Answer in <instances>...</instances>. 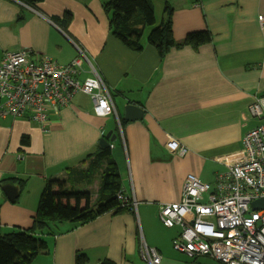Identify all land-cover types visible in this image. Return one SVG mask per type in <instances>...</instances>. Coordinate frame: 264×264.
Listing matches in <instances>:
<instances>
[{
  "label": "crops",
  "instance_id": "crops-1",
  "mask_svg": "<svg viewBox=\"0 0 264 264\" xmlns=\"http://www.w3.org/2000/svg\"><path fill=\"white\" fill-rule=\"evenodd\" d=\"M104 1L41 0L30 9L0 0V63L7 52L31 50L68 66L81 48L111 90L119 119L130 103L144 110L141 121H128L122 129L115 116H97L91 97L77 93L45 127L0 119V233L30 229L47 182L86 169L88 156L112 132L111 157L121 191L136 203L133 210L59 226L49 250L32 264H76L77 253L86 255L87 264H149L140 254L144 243L158 252L160 264H221L177 252L173 242L182 230L167 228L159 213L162 205L182 199L189 174L214 188L243 158L245 136L261 124L249 107L264 96V25L259 22L264 0H152L158 24L167 4L173 8L177 44L196 32L212 38L196 48H174L165 58L148 44V35L140 53L113 36ZM157 1L164 3L161 21ZM66 12L72 19L60 27L55 19ZM82 69L81 82L91 76L87 62ZM12 179L26 182L21 192L18 183H7L18 190L14 201L3 190L6 184L1 186ZM100 186L101 173L91 185H74L90 194L92 206Z\"/></svg>",
  "mask_w": 264,
  "mask_h": 264
},
{
  "label": "built area",
  "instance_id": "built-area-1",
  "mask_svg": "<svg viewBox=\"0 0 264 264\" xmlns=\"http://www.w3.org/2000/svg\"><path fill=\"white\" fill-rule=\"evenodd\" d=\"M259 22L264 25V15ZM78 51L79 57L68 66L31 50L5 53L0 63V119H25L45 127L51 115L59 116L77 93H83L91 97L97 116L113 115L121 126L111 90L85 52ZM84 62L90 65L91 76L81 82ZM249 114L261 124L243 139V158L218 177L214 188L189 174L182 199L160 208L162 223L182 230L174 249L189 258L264 264V202L253 206L264 199V96L255 99ZM117 197L123 206L136 205L122 191ZM140 254L149 264L161 263L158 252L145 243Z\"/></svg>",
  "mask_w": 264,
  "mask_h": 264
},
{
  "label": "trees",
  "instance_id": "trees-1",
  "mask_svg": "<svg viewBox=\"0 0 264 264\" xmlns=\"http://www.w3.org/2000/svg\"><path fill=\"white\" fill-rule=\"evenodd\" d=\"M17 1L33 6L41 0ZM103 8L110 16L112 35L128 49L138 53L144 50L147 30V42L158 50L161 58H165L174 48L185 45L196 48L212 40L211 34L204 31L189 34L183 44H177L173 36V8L169 4L164 11L165 18L160 24L157 23L152 0H105ZM71 19L72 14L66 12L63 19L56 18L55 22L60 27H66ZM120 124L123 129L128 121L120 118ZM111 152V144L107 148L100 147L96 154L88 156L90 164L86 169H72L66 179L47 182L40 197L33 226L28 230L0 233V264H32L38 255L49 250L50 239L55 236L54 230L65 223L84 225L107 213L120 214L133 210L131 205L123 206L118 200L122 181ZM98 173H101L99 200L92 206L90 194L75 190L74 185H91ZM9 181L18 183L20 192L25 189V181L14 179L2 180V188ZM82 203L85 205L82 206ZM88 261L86 255L77 253L76 264H87ZM103 264L111 263L105 261Z\"/></svg>",
  "mask_w": 264,
  "mask_h": 264
},
{
  "label": "water",
  "instance_id": "water-1",
  "mask_svg": "<svg viewBox=\"0 0 264 264\" xmlns=\"http://www.w3.org/2000/svg\"><path fill=\"white\" fill-rule=\"evenodd\" d=\"M144 117V110L142 107L136 105V104H128L125 107V117L124 119L129 121V122H134V121H141ZM112 132H110L105 138H103L100 141V147L101 148H107L110 146L111 142H113L115 140L116 137L111 138ZM5 194L8 196V198L11 201H14V199L16 198V195L18 193V190L16 187L12 186V185H6L3 188ZM264 202V199H260L256 202H254L253 206L254 207H258L259 205H261Z\"/></svg>",
  "mask_w": 264,
  "mask_h": 264
},
{
  "label": "rangeland",
  "instance_id": "rangeland-1",
  "mask_svg": "<svg viewBox=\"0 0 264 264\" xmlns=\"http://www.w3.org/2000/svg\"><path fill=\"white\" fill-rule=\"evenodd\" d=\"M157 9H158V12H157L158 21H161L160 19H161L163 9H164V3H162L161 1H157ZM148 31L149 30L146 31V36H147ZM116 99H118V98L116 97Z\"/></svg>",
  "mask_w": 264,
  "mask_h": 264
},
{
  "label": "clouds",
  "instance_id": "clouds-1",
  "mask_svg": "<svg viewBox=\"0 0 264 264\" xmlns=\"http://www.w3.org/2000/svg\"><path fill=\"white\" fill-rule=\"evenodd\" d=\"M29 6V5H28ZM30 7V9H32V7L31 6H29Z\"/></svg>",
  "mask_w": 264,
  "mask_h": 264
}]
</instances>
